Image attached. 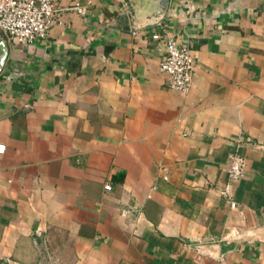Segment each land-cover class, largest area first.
I'll return each mask as SVG.
<instances>
[{"label":"crops","instance_id":"obj_1","mask_svg":"<svg viewBox=\"0 0 264 264\" xmlns=\"http://www.w3.org/2000/svg\"><path fill=\"white\" fill-rule=\"evenodd\" d=\"M56 6L42 40L0 32V264H264V0H170L146 27L151 0Z\"/></svg>","mask_w":264,"mask_h":264},{"label":"built area","instance_id":"obj_2","mask_svg":"<svg viewBox=\"0 0 264 264\" xmlns=\"http://www.w3.org/2000/svg\"><path fill=\"white\" fill-rule=\"evenodd\" d=\"M70 10L83 15L84 8L74 5ZM61 12L56 0H0V32L14 44H30L46 37L50 28L62 25ZM158 40L159 35L152 36ZM159 71L169 81V88L178 93H187L192 86L194 57L186 45L167 38L164 52L159 60ZM0 147V152H3ZM228 177L237 180L245 173V160L238 155L228 159ZM223 193H226L224 191ZM230 206L235 208V203Z\"/></svg>","mask_w":264,"mask_h":264},{"label":"water","instance_id":"obj_3","mask_svg":"<svg viewBox=\"0 0 264 264\" xmlns=\"http://www.w3.org/2000/svg\"><path fill=\"white\" fill-rule=\"evenodd\" d=\"M170 0H151V12L143 19L144 27L157 25L166 15ZM8 48L5 41H0V72L4 66Z\"/></svg>","mask_w":264,"mask_h":264}]
</instances>
